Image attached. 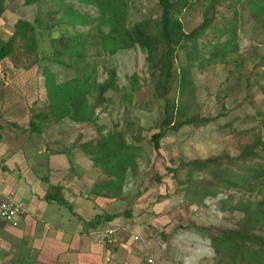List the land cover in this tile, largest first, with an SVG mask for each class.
I'll return each mask as SVG.
<instances>
[{"label":"rangeland","instance_id":"1","mask_svg":"<svg viewBox=\"0 0 264 264\" xmlns=\"http://www.w3.org/2000/svg\"><path fill=\"white\" fill-rule=\"evenodd\" d=\"M246 1L217 0L211 5L210 0H190L182 10L179 20L187 33L200 26L205 19L211 21L210 28L197 41L199 59L193 63L189 72L192 89L187 90L184 96H179L174 83L167 96L186 106L187 116L196 118L197 121L176 133L167 134L160 142L159 151L153 150L149 139L159 131L164 102L158 95L156 76L152 77L149 73L145 55L138 48L119 51L113 56H94V48L88 49L86 56L95 61L97 81L101 82L106 78L108 69L113 70L115 89L109 90L105 94L106 102L94 110L96 122L83 125L74 124L67 119L58 124L53 121L43 124L34 115L48 110L44 87L45 69L58 82L75 77L68 57H62V62L55 60L56 54H61L57 40L65 39L67 34L86 33L90 31L89 27H72L68 23L55 22L50 31L36 30L37 41L33 53L27 52L25 41L17 37L14 39L11 55L0 61V109L3 105L8 107L7 110L13 109L14 105L6 104L5 97H20V102L16 104L20 115L14 121L23 124L22 107L25 105L27 142H33L29 140L30 137L37 138L30 128L31 120L41 127L40 131L50 133L48 131L51 130V134L43 136L41 142L73 145L74 150L71 152L81 156L78 158L80 162L85 159L89 164L90 157L79 146L87 142L96 144L100 136L108 132L121 133L127 144H137L142 148L137 171L125 175L121 194L116 195L108 188H104V191L107 199H115L109 211L127 214L126 217H120L119 224L133 225L143 233H152L154 236L148 241H156V245L159 240H163L166 250L162 261L167 264H215L217 258L208 236L201 228H208L215 234L218 233L216 228H235L239 215L222 211L220 201L232 197L231 202L234 203L239 198H249L248 193L232 189L220 190L216 196L207 197L203 204L197 206L187 203L181 189L183 185L178 183L186 179V168H180L181 164L234 155L250 144L258 134L264 140V121L260 116L264 111V31L249 15L245 7ZM128 2L129 28L135 22L156 21L160 16L156 0ZM67 4L90 18L97 16L95 7L79 0H44L40 5L31 6L23 5L22 0L7 1L5 11L0 16V47L13 36L17 21L34 24L36 19L49 20L51 25L61 19L62 9ZM230 25L235 26L238 51L229 55L227 64L204 63L202 58H207L209 44H214L217 40L224 41L226 36H220L219 30L229 28ZM174 65L176 68L185 65L182 52H177ZM133 74L137 75L138 89L129 97V78ZM124 94L127 98L121 100L120 96ZM87 99L89 104H93L94 93L88 95ZM11 118L7 114L2 120L6 124ZM201 119L209 121L203 122ZM260 162L264 161H251L254 164ZM90 168L93 169L90 179L99 173L103 176L102 184L109 179L101 170L92 166ZM14 169L13 176L18 172L21 177L26 175L22 168ZM30 170L33 171V168ZM84 171L85 167L74 165L73 172ZM5 174H8L7 170ZM40 174H43L42 171ZM196 178L209 180L202 173L196 175ZM62 210L66 209L62 207ZM16 251L24 258H18V254L13 255L12 258H17L18 263L10 264H26L24 260L30 249H12L13 254ZM9 259L7 261L11 260ZM0 264H4L1 253Z\"/></svg>","mask_w":264,"mask_h":264},{"label":"trees","instance_id":"2","mask_svg":"<svg viewBox=\"0 0 264 264\" xmlns=\"http://www.w3.org/2000/svg\"><path fill=\"white\" fill-rule=\"evenodd\" d=\"M14 0H0V16L5 11V3ZM63 2V0H60ZM96 8L97 16L90 18L81 14L71 4L64 5L61 19L50 25L49 20L36 19L34 24L19 20L15 24L12 37L0 47V61L8 58L13 51L14 39L25 41V49L33 53L36 47L37 31L51 30L55 22L68 23L72 27H89L86 33L67 34L59 39L61 54L55 60L62 62L68 57L69 66L74 68L75 77L58 82L54 75L45 69L44 87L47 96V112L35 114L34 118L43 124L50 121L60 123L67 119L74 124L95 123L94 110L106 102L105 94L115 89V73L107 70L106 78L98 82L95 61L89 59L86 52L94 48V56H113L119 51L138 48L144 55L147 68L152 77L156 76L158 95L163 99V118L158 126L159 131L153 134L149 142L154 151H159L161 140L169 133H176L185 126L196 123V118L187 116V107L167 98L173 84L179 96H184L192 89L189 75L190 68L198 58V39L210 28L211 21L205 19L200 26L187 33L179 20L190 0H156L160 16L156 21L142 20L127 27L129 0H79ZM211 5L217 0H210ZM23 5H40L44 0H22ZM57 2V1H56ZM245 7L251 18L264 31V0H247ZM231 24V23H230ZM38 29V30H37ZM37 30V31H36ZM224 41L217 40L209 44L207 58H202L208 65L228 63L231 53L238 51L235 26L219 30ZM184 55L185 65H174L177 52ZM177 70V73H175ZM138 78L133 74L129 78V97L137 91ZM94 93L95 102L88 103L87 96ZM126 94L120 96L126 100ZM264 121V111L260 113ZM200 121H209L201 119ZM32 131H40L38 125L30 120ZM101 130V129H99ZM101 134V133H100ZM90 147V150H87ZM81 148L90 157L93 167L108 176L104 188L111 189L116 195L121 194L124 177L134 174L138 168V158L142 148L137 144H127L123 134L108 132L100 136L96 144L87 142ZM253 159L264 161V140L258 134L254 140L234 155H223L206 160H194L181 164L186 168V179L183 185V197L188 204L201 205L207 197L216 196L220 190H234L249 194L247 199L231 202L232 197L220 201L222 211L238 214L239 221L235 228H216L215 234L208 228H201L208 236L215 255V264H264V162L251 163ZM249 161V163H247ZM206 174L209 180L196 178ZM176 176V174L174 175ZM60 186H50L45 200L59 205L69 204L61 196ZM127 214L98 216L85 224L87 230L95 229L103 222L113 221ZM225 260V263H224Z\"/></svg>","mask_w":264,"mask_h":264},{"label":"crops","instance_id":"3","mask_svg":"<svg viewBox=\"0 0 264 264\" xmlns=\"http://www.w3.org/2000/svg\"><path fill=\"white\" fill-rule=\"evenodd\" d=\"M5 99L6 104L14 106L7 110L8 107L3 105L0 109V168L3 169L0 170V199L23 203L26 213L17 227L0 223V253L4 264L18 263L13 255L24 258L21 253L12 252L13 248L21 247L30 249L24 260L26 264H147L150 255L159 264H167L162 261L164 251L159 250L156 241L135 242L128 233L119 231L112 246L94 242L89 233L107 226H124L134 233L143 232L133 225L119 224L120 218L87 230L85 224L94 218L117 214L109 211L115 199H107L101 180L103 176L99 173L90 179L93 164L90 159L89 164L85 159L80 162L81 156L71 152L73 145L41 142L51 130L50 133L34 131L37 138L30 137L33 142H27L25 105L22 107L23 124H20L14 121L20 115V109L16 108L20 97ZM7 114L12 118L5 124L2 118ZM74 165L85 167V171L73 172ZM19 167L26 172L24 177L19 172L12 175L14 168ZM50 186L61 187V196L68 206L45 200ZM7 258L11 260L7 261Z\"/></svg>","mask_w":264,"mask_h":264},{"label":"built area","instance_id":"4","mask_svg":"<svg viewBox=\"0 0 264 264\" xmlns=\"http://www.w3.org/2000/svg\"><path fill=\"white\" fill-rule=\"evenodd\" d=\"M26 213V208L23 203L13 200V199H0V223L10 225L12 227H17L20 218ZM122 231L123 233H128L131 239L135 242L144 243L154 236L152 233H134L133 230L127 229L124 226L112 227L107 226L104 228L92 230L89 235L93 238L94 242L97 244L112 246L115 244V235L117 232ZM160 251L166 250V244L163 240L157 242ZM147 264H159L153 256H149L146 259Z\"/></svg>","mask_w":264,"mask_h":264}]
</instances>
